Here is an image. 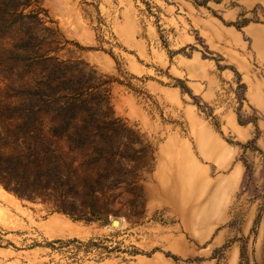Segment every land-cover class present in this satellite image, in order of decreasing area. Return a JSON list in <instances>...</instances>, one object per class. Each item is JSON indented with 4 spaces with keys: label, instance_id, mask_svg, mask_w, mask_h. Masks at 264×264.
<instances>
[{
    "label": "rangeland",
    "instance_id": "1",
    "mask_svg": "<svg viewBox=\"0 0 264 264\" xmlns=\"http://www.w3.org/2000/svg\"><path fill=\"white\" fill-rule=\"evenodd\" d=\"M252 26L264 0H0V264H264Z\"/></svg>",
    "mask_w": 264,
    "mask_h": 264
},
{
    "label": "crops",
    "instance_id": "2",
    "mask_svg": "<svg viewBox=\"0 0 264 264\" xmlns=\"http://www.w3.org/2000/svg\"><path fill=\"white\" fill-rule=\"evenodd\" d=\"M253 33L254 43L259 46H264V28L252 26L249 28Z\"/></svg>",
    "mask_w": 264,
    "mask_h": 264
},
{
    "label": "bare ground",
    "instance_id": "3",
    "mask_svg": "<svg viewBox=\"0 0 264 264\" xmlns=\"http://www.w3.org/2000/svg\"><path fill=\"white\" fill-rule=\"evenodd\" d=\"M118 223H119V222H118L117 220H114V221H113V224H114V225H118ZM114 225H113V226H114Z\"/></svg>",
    "mask_w": 264,
    "mask_h": 264
},
{
    "label": "trees",
    "instance_id": "4",
    "mask_svg": "<svg viewBox=\"0 0 264 264\" xmlns=\"http://www.w3.org/2000/svg\"><path fill=\"white\" fill-rule=\"evenodd\" d=\"M230 25V24H229ZM237 26V25H236ZM238 27V26H237ZM257 134L255 135L254 139L256 138Z\"/></svg>",
    "mask_w": 264,
    "mask_h": 264
}]
</instances>
